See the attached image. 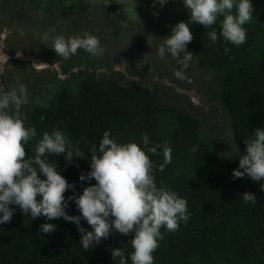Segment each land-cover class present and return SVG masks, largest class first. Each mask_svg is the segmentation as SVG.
Segmentation results:
<instances>
[{
  "label": "trees",
  "instance_id": "obj_1",
  "mask_svg": "<svg viewBox=\"0 0 264 264\" xmlns=\"http://www.w3.org/2000/svg\"><path fill=\"white\" fill-rule=\"evenodd\" d=\"M179 2L162 13L173 27L189 19L183 0ZM252 3V21L244 25L247 41L239 47L219 35L222 17L210 29L200 24L189 25L193 40L187 45L188 50L201 51L200 67L218 73L214 84L218 83L237 146L232 158L221 156L211 147L212 141L202 137L201 117L163 102L158 92L146 85L124 82L127 77L121 71L118 73L122 78L104 71L97 73L98 66L91 62L85 65L86 69L73 71V79L65 85L55 78L56 91L45 102L29 101L21 109L26 115V126L37 130V137L25 145L28 158L34 156L42 134L53 129L65 132L84 153V158H74L71 163L64 155L48 156L68 183L75 185L74 190L70 188L65 193L66 199L74 191L82 194L85 187L96 183L94 179L81 181L80 176L91 171L90 149L92 145L98 148L104 131H110L120 142L132 140L141 146L142 134H147L153 143L169 142L172 159L164 171L158 170L164 159L162 151L149 154L156 183L187 200L190 218L186 224L181 221L175 232L161 229L165 238L154 253V264H264V181L257 182L248 176L233 178V170L239 167V157L246 149L244 140L255 129L264 128V0ZM64 4L61 11L69 15L78 2L66 0ZM167 30V26L162 27L163 32ZM212 30L219 37L215 43L206 34ZM225 47L230 49L227 54ZM80 55L78 65L85 61V54ZM75 60L68 62L65 71L75 65ZM87 66L94 70L89 72ZM32 73L41 71L35 68ZM33 77L27 90L30 93L43 81ZM199 89L205 91L203 85ZM215 91L211 88L208 93ZM194 147L197 151H192ZM245 192L255 194L257 203L243 204ZM10 207L15 208L11 222L0 224V264H119V258L115 260L111 254L115 248L124 249L131 264L130 240L134 233L123 235L114 231L108 239L84 250L74 222L63 218L49 221L44 216L32 219L18 206ZM65 210L70 216L81 215L74 200L69 201ZM44 223L55 224L56 231L41 232L40 225ZM80 226L92 231L83 218Z\"/></svg>",
  "mask_w": 264,
  "mask_h": 264
},
{
  "label": "clouds",
  "instance_id": "obj_2",
  "mask_svg": "<svg viewBox=\"0 0 264 264\" xmlns=\"http://www.w3.org/2000/svg\"><path fill=\"white\" fill-rule=\"evenodd\" d=\"M157 2L164 7L168 0H153V7ZM120 4L134 10L137 6L136 0H120ZM183 4L189 19L178 22L158 46L161 59L170 55L182 66L174 72L179 79L185 78L184 69L193 59L187 48L193 40L189 25L200 24L210 29L222 17L219 35L239 47L247 41L244 25L251 23L254 12L252 0H183ZM206 34L213 43L219 38L216 30ZM150 37L152 35L147 38L149 45ZM42 39L45 43L50 41L56 55L64 59H69L79 49L94 57L105 51L99 38L87 31L66 37L56 34V28L52 26ZM224 51L227 54L230 49L225 47ZM28 103L27 87L19 79L12 87L0 88V224L11 222L15 208L10 205L18 206L32 219L40 216L49 221L63 218L77 225L84 250L108 239L114 231L123 235L134 233L130 240L131 264H154V253L165 238L161 229L175 232L181 221L186 224L190 218L187 200L167 186L156 183L149 154H158V149L162 151L164 159L158 170L164 171L172 159L169 142L153 143L147 134H142L141 146L132 140L120 142L110 131H104L98 148L92 145L90 149L91 171L80 176L81 181L94 179L96 183L85 187L82 194L77 195L74 191L66 199L65 193L70 188L74 190L75 185L68 183L57 170L56 163L49 162L48 156L64 155L71 163L74 158H84V153L73 145L65 132L53 129L42 134L35 145L34 156L28 158L25 145L37 137L36 128L26 126V115L21 111ZM244 143L246 149L239 157V167L233 170V178L248 176L257 182L264 181V128L255 129ZM192 151L197 149L194 147ZM226 155L232 157L230 153ZM261 191H264V184ZM73 200L80 216H70L65 210ZM242 203L256 204L257 198L255 194L245 192ZM82 218L92 231L80 226ZM56 229L52 223L40 225V231L46 234ZM111 254L115 260L119 258V264H128L124 249H112Z\"/></svg>",
  "mask_w": 264,
  "mask_h": 264
},
{
  "label": "rangeland",
  "instance_id": "obj_3",
  "mask_svg": "<svg viewBox=\"0 0 264 264\" xmlns=\"http://www.w3.org/2000/svg\"><path fill=\"white\" fill-rule=\"evenodd\" d=\"M178 1L182 0H168L166 8L161 7L158 2L153 7V0H136L137 6L134 10L126 9L127 6L120 4V0H110V2L109 0H77L78 5L74 12L65 15L61 9L65 6L66 0H3V2L1 0L0 22L5 23L9 28L7 41L14 45L11 48H21L23 51L19 52L22 55L27 52L34 54L32 60L24 57L11 59L13 63L9 62L4 74L7 84L5 89L14 86L19 79L20 83L26 85L29 90L28 86L33 81L34 75L43 81L36 86L35 91L33 90L32 93L28 91L29 101L34 102L37 98L39 102H45L46 98L54 95L58 80L52 77V72L47 68L37 69L34 62L52 65L51 61H55L58 66L63 58L56 55L50 41L48 43L43 41V34L52 26H55L56 34L66 37L87 31L97 36L105 49L103 55L91 58L92 63L98 66L97 73L107 71L122 78L118 73L121 71L131 76V79L126 76L124 82L146 85L151 90L157 91L163 102L187 109L190 113L201 117L202 137L211 140L213 143L211 147L216 148L219 154H225L221 156L234 157L237 146L229 128L231 121L218 93V83L214 84L219 78L218 73L200 67L201 51L195 48L188 50L193 54V59L187 69H184V79L174 75V72L182 66L177 65L170 55H166L164 59L158 56L161 39L170 35L173 28L162 13L167 11L171 4L179 5ZM152 11L156 14H152ZM20 14L24 16L13 18ZM164 26L168 27L166 32L162 31ZM1 31L0 29V35H2ZM149 35H152L149 38L150 45L147 42ZM11 48L12 53L16 52ZM80 54L91 56L85 50L79 49L68 60L71 62L76 58L79 60ZM81 65H77L73 69L74 72H77ZM35 68L41 71V74L32 73ZM71 79H63L61 84L65 85L67 81L71 82ZM199 82L206 92L199 89ZM0 88H3L1 83ZM182 88L193 90L202 96L194 102L190 96L187 97L184 95L186 93L178 90ZM211 88H216L215 94L208 93ZM227 153L232 157L227 156Z\"/></svg>",
  "mask_w": 264,
  "mask_h": 264
},
{
  "label": "flooded vegetation",
  "instance_id": "obj_4",
  "mask_svg": "<svg viewBox=\"0 0 264 264\" xmlns=\"http://www.w3.org/2000/svg\"><path fill=\"white\" fill-rule=\"evenodd\" d=\"M1 1V0H0ZM1 3H0V12H1ZM19 16H14L13 18H18ZM0 29L2 30L1 32L3 33V31H6V41H7V37H8V34H9V28H8V26L5 24V23H1L0 22ZM1 33V34H2ZM0 40H1V35H0ZM11 46H14V45H12V43H10V42H8L7 41V43H6V51L8 52V54H11V55H13V54H15L16 52H19V51H23L21 48H15V49H12L11 48ZM9 48V49H8ZM10 48L12 49V51H16V52H11V50H10ZM32 55H34V54H32L31 52H27V53H25V55L24 56H32ZM36 56H34V59L36 60V58H35ZM91 58H92V56H88V55H85V57H84V59H85V61H83L82 62V65L80 66V69H86V67H85V65L87 64V65H89L88 64V62H91V64H92V60H91ZM22 59V58H21ZM34 59H33V61H34ZM70 59V58H69ZM9 61H11V59L9 60ZM28 61V60H27ZM61 62H60V64L57 66V64L55 63V61H51V63H52V65L54 66L53 68H47L48 70H50L51 72H52V74L54 75V76H52L53 78H56V79H58V80H68V79H71L73 76H72V72L74 71L73 69L75 68V67H77V65H78V60H77V58H76V60H75V65L73 66V67H71L70 69H68L67 71H65V68L67 67V64H68V62H69V60L68 59H64L63 58V60H60ZM8 65H9V63H8ZM7 69H8V67H7ZM87 69L89 70V72H92L93 70H94V67L93 66H87ZM107 72V71H106ZM63 74V75H62ZM65 74V75H64ZM125 76H128L130 79H131V76H129V75H126L125 74ZM50 87V86H49ZM202 96V95H201ZM36 102H39V100L37 99V98H35V101L33 102V103H36ZM40 102H43V101H40Z\"/></svg>",
  "mask_w": 264,
  "mask_h": 264
},
{
  "label": "water",
  "instance_id": "obj_5",
  "mask_svg": "<svg viewBox=\"0 0 264 264\" xmlns=\"http://www.w3.org/2000/svg\"><path fill=\"white\" fill-rule=\"evenodd\" d=\"M6 43H7L6 31H3L2 35H1V40H0V83L2 84L3 88L7 87V84H6L5 79H4V74L7 70L9 60L14 59V58H19V57H24L25 59L31 58V60L33 58L32 56L26 57V56L22 55L20 52H16L13 55L8 54L6 52ZM5 57H6V61H5ZM34 65L37 69L53 68L54 67L53 65H51L49 63H35L34 62ZM178 90L189 95L194 102H197V100L201 97L200 94L195 93V91H193V90H188V89H183V88L178 89Z\"/></svg>",
  "mask_w": 264,
  "mask_h": 264
}]
</instances>
